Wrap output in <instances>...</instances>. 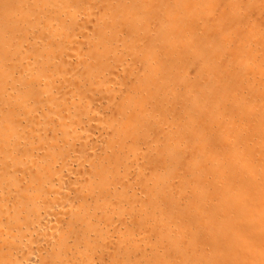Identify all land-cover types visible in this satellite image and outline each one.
I'll return each instance as SVG.
<instances>
[{"label":"bare ground","instance_id":"1","mask_svg":"<svg viewBox=\"0 0 264 264\" xmlns=\"http://www.w3.org/2000/svg\"><path fill=\"white\" fill-rule=\"evenodd\" d=\"M209 1L0 0V264H264V77L174 74Z\"/></svg>","mask_w":264,"mask_h":264},{"label":"rangeland","instance_id":"2","mask_svg":"<svg viewBox=\"0 0 264 264\" xmlns=\"http://www.w3.org/2000/svg\"><path fill=\"white\" fill-rule=\"evenodd\" d=\"M173 1L176 0H171L170 5L172 9H174L173 11L178 15V11L175 10L182 11L183 9H179L176 2ZM203 1L204 2H202V5H198L195 3L190 4V9H193V7L195 8L194 12L196 14L193 17L195 22L194 31L196 32V34H198V36L206 35V32H208V28L210 26L206 25V23L201 19L196 20V18L207 16L212 10L217 7V4L213 3L215 1ZM263 5L264 0H225L223 9L229 14V17L227 16L226 20V23L228 25H226L225 27L223 26V29L217 33L215 39L211 41V43H208L210 45L207 49V52H205L202 44L196 43L197 46L193 49V51L190 52L187 61H184L183 65L176 67L174 69V74H178L179 78L183 79L184 75H186L188 71H190L189 69H192V67H194V64L196 65V62L198 60L202 62L198 69H201L203 66L207 65H209L211 70L215 69V67L217 66V61L215 60L216 57H222L226 55V46L232 45L233 47L238 46V48H234L231 54L227 53L226 59L228 62H231L232 67L235 69L231 71V74L233 76H236L235 78L238 82H241H239L240 84H238V87L243 88V95H247L246 89L248 86L252 85L251 83H253V81L256 85V88L261 86L260 84H258L257 80L261 76L264 77V75H262L263 73L260 71L261 68L264 69V22L257 21L254 16L250 17V15H252V12L248 10H252L253 8H255L256 12L258 10L263 11V8H261ZM180 14L182 15L183 13L181 12ZM186 24L187 22L181 25V29L186 30ZM185 34L186 33H184L183 36L187 37L188 35ZM237 34L239 38L236 40ZM225 36H227V39L223 44V42L221 41H224ZM171 59L172 58L169 57L170 62ZM168 67L170 66L168 65ZM249 75L251 77L255 76V79H250L251 81H247ZM188 78H190V76H188ZM197 98H199V96L196 97V99ZM188 105L190 107L191 103H189ZM165 118H167L168 123H171L172 118L169 113Z\"/></svg>","mask_w":264,"mask_h":264}]
</instances>
